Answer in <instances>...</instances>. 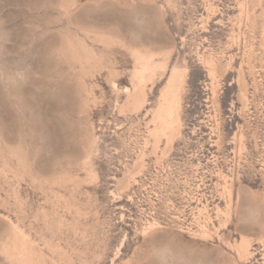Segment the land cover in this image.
Returning a JSON list of instances; mask_svg holds the SVG:
<instances>
[{"label":"rangeland","instance_id":"1","mask_svg":"<svg viewBox=\"0 0 264 264\" xmlns=\"http://www.w3.org/2000/svg\"><path fill=\"white\" fill-rule=\"evenodd\" d=\"M0 264H264V0H0Z\"/></svg>","mask_w":264,"mask_h":264}]
</instances>
